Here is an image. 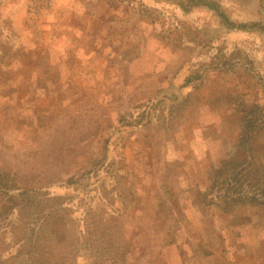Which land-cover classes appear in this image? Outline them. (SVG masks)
I'll list each match as a JSON object with an SVG mask.
<instances>
[{"label": "rangeland", "instance_id": "374dc122", "mask_svg": "<svg viewBox=\"0 0 264 264\" xmlns=\"http://www.w3.org/2000/svg\"><path fill=\"white\" fill-rule=\"evenodd\" d=\"M0 182V264H264V0H0Z\"/></svg>", "mask_w": 264, "mask_h": 264}, {"label": "trees", "instance_id": "16d2710c", "mask_svg": "<svg viewBox=\"0 0 264 264\" xmlns=\"http://www.w3.org/2000/svg\"><path fill=\"white\" fill-rule=\"evenodd\" d=\"M1 183V182H0ZM11 185V184H10ZM10 185L7 183V187H10ZM1 186V185H0ZM6 186V185H5ZM57 234V233H56ZM30 237V236H29ZM25 244V243H24ZM26 244H27V255L29 254V247L30 246H32L31 247V252L32 253H34V254H36V252H37V247L33 244L32 245V243H31V241H26ZM46 263H48V262H46ZM49 264H51V262L49 263Z\"/></svg>", "mask_w": 264, "mask_h": 264}]
</instances>
